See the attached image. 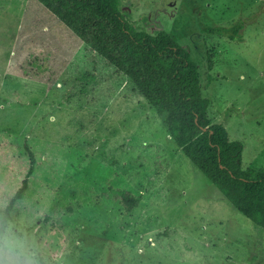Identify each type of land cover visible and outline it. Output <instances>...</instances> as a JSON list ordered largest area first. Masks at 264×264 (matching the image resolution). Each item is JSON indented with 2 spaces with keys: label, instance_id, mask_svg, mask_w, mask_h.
<instances>
[{
  "label": "rangeland",
  "instance_id": "1",
  "mask_svg": "<svg viewBox=\"0 0 264 264\" xmlns=\"http://www.w3.org/2000/svg\"><path fill=\"white\" fill-rule=\"evenodd\" d=\"M199 67L208 117L264 169V0H120ZM241 25L243 40L212 28ZM45 157L17 211L4 142ZM122 192L141 197L129 212ZM20 253H23L20 255ZM264 264V228L179 148L132 80L38 0H0V264Z\"/></svg>",
  "mask_w": 264,
  "mask_h": 264
},
{
  "label": "trees",
  "instance_id": "2",
  "mask_svg": "<svg viewBox=\"0 0 264 264\" xmlns=\"http://www.w3.org/2000/svg\"><path fill=\"white\" fill-rule=\"evenodd\" d=\"M105 61L125 73L164 119L174 143L244 216L264 228V169L243 167L245 145L232 141L223 124L208 117L211 100L203 95L199 67L190 52L165 31L156 35L136 30L125 18L120 0H38ZM244 29L212 28L214 33L243 40ZM242 34V33H241ZM4 158L15 179L5 196L7 213L17 211L31 188L44 155L4 142ZM131 212L140 196L122 192Z\"/></svg>",
  "mask_w": 264,
  "mask_h": 264
},
{
  "label": "clouds",
  "instance_id": "3",
  "mask_svg": "<svg viewBox=\"0 0 264 264\" xmlns=\"http://www.w3.org/2000/svg\"><path fill=\"white\" fill-rule=\"evenodd\" d=\"M23 253H20V255H22ZM29 259V264H31V257L28 258Z\"/></svg>",
  "mask_w": 264,
  "mask_h": 264
}]
</instances>
